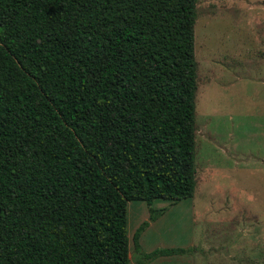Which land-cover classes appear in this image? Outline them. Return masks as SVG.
<instances>
[{
	"label": "trees",
	"instance_id": "trees-1",
	"mask_svg": "<svg viewBox=\"0 0 264 264\" xmlns=\"http://www.w3.org/2000/svg\"><path fill=\"white\" fill-rule=\"evenodd\" d=\"M196 3L0 0V264H130L128 201L192 197Z\"/></svg>",
	"mask_w": 264,
	"mask_h": 264
},
{
	"label": "rangeland",
	"instance_id": "rangeland-1",
	"mask_svg": "<svg viewBox=\"0 0 264 264\" xmlns=\"http://www.w3.org/2000/svg\"><path fill=\"white\" fill-rule=\"evenodd\" d=\"M194 51V193L128 201L130 259L153 214L143 252L185 250L156 257L165 264H264V0H197Z\"/></svg>",
	"mask_w": 264,
	"mask_h": 264
},
{
	"label": "crops",
	"instance_id": "crops-1",
	"mask_svg": "<svg viewBox=\"0 0 264 264\" xmlns=\"http://www.w3.org/2000/svg\"><path fill=\"white\" fill-rule=\"evenodd\" d=\"M146 221H148V225H147V228L148 227H154L155 226V224H156V220L155 219H150L149 217L146 219ZM141 224V223H140ZM139 224V225H140ZM144 233V230L141 232V234H140V236H139V239H138V242H139V245H140V250L139 251H137L136 249V253L134 254L135 256L133 257V259L134 258H137V264H165V262H161V260L162 259H158V258H161V257H168V255H160L161 257H158V256H156V257H158V258H156V257H153V258H143V254H145V253H150V252H152V251H149V252H143V249H142V247H141V244H140V237L142 236V234ZM194 245V244H193ZM194 247V246H193ZM155 250V249H154ZM156 258V259H155ZM129 259H130V250H129ZM152 259V260H151ZM148 260H150V261H148ZM154 261H159V262H161V263H159V262H154ZM130 264H132V262H131V259H130Z\"/></svg>",
	"mask_w": 264,
	"mask_h": 264
}]
</instances>
